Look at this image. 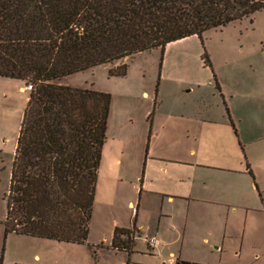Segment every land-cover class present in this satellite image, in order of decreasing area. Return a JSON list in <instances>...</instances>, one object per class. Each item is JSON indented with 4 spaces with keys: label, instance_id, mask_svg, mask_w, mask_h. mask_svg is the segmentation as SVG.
I'll list each match as a JSON object with an SVG mask.
<instances>
[{
    "label": "trees",
    "instance_id": "obj_1",
    "mask_svg": "<svg viewBox=\"0 0 264 264\" xmlns=\"http://www.w3.org/2000/svg\"><path fill=\"white\" fill-rule=\"evenodd\" d=\"M264 12V0H0V77L30 85L4 235L87 243L110 94L61 79ZM124 75L126 64L109 71ZM134 228L111 247L130 252ZM175 264H205L177 259Z\"/></svg>",
    "mask_w": 264,
    "mask_h": 264
},
{
    "label": "rangeland",
    "instance_id": "obj_2",
    "mask_svg": "<svg viewBox=\"0 0 264 264\" xmlns=\"http://www.w3.org/2000/svg\"><path fill=\"white\" fill-rule=\"evenodd\" d=\"M122 63L126 64L124 75L109 73ZM61 82L110 94L106 137L102 145L110 165L121 148H126L124 158L131 151L133 155L138 153L146 135L149 124L147 115L152 109L153 100L156 103L153 107L157 111L189 112L206 118L225 113L228 105L240 112L244 104L247 115L235 122L237 137L233 132L232 136L240 141L243 148L244 170L248 164L255 184L264 180L263 11L226 26L209 29L200 37L188 36L168 43L164 48H154L79 71L64 77ZM232 89H243V92L236 91L230 97L229 91ZM29 90L30 85L26 86L20 80L0 77V264H123V255L119 253L99 252L95 261L89 257L85 245L14 233L4 235L5 195ZM220 137L218 134L215 138ZM101 158L87 243L106 241L113 227L112 221L127 220L130 213L123 204V199L130 194L128 183L117 185L113 178L111 183ZM114 194L122 203L117 200L113 209H103L97 196L112 202ZM253 241L247 242L244 248L247 260L252 259L256 253L254 247H258ZM138 248L146 250L142 240ZM35 254L38 258H34ZM135 258L144 260L146 257L138 253ZM250 264H264V253Z\"/></svg>",
    "mask_w": 264,
    "mask_h": 264
},
{
    "label": "crops",
    "instance_id": "obj_3",
    "mask_svg": "<svg viewBox=\"0 0 264 264\" xmlns=\"http://www.w3.org/2000/svg\"><path fill=\"white\" fill-rule=\"evenodd\" d=\"M236 91H229L230 97ZM153 106L137 154L131 151L124 158L126 148H121L110 165L102 150L110 182L128 183L130 194L123 199L130 211L127 220L114 219L106 241H90L98 245L94 255L86 244H70L85 245L95 261L99 252L119 253L123 264H175L177 259L250 264L258 260L264 253V180L255 184L248 164L244 170L243 148L232 136L233 132L237 137L235 122L247 115V107L241 105V113L228 105L225 113L206 118L189 112L164 113ZM218 134L220 139L215 138ZM97 198L106 210L116 207L114 201L119 200L115 194L112 202ZM115 227L136 231L130 252L110 246ZM147 237H154L155 244L149 246ZM141 240L146 250L138 248ZM252 240L258 247L247 260L244 248ZM138 253L146 258L136 259Z\"/></svg>",
    "mask_w": 264,
    "mask_h": 264
},
{
    "label": "built area",
    "instance_id": "obj_4",
    "mask_svg": "<svg viewBox=\"0 0 264 264\" xmlns=\"http://www.w3.org/2000/svg\"><path fill=\"white\" fill-rule=\"evenodd\" d=\"M146 242L148 243L149 246H152L153 244H155L156 239L154 237H147Z\"/></svg>",
    "mask_w": 264,
    "mask_h": 264
}]
</instances>
